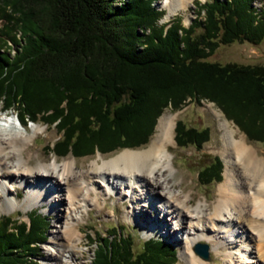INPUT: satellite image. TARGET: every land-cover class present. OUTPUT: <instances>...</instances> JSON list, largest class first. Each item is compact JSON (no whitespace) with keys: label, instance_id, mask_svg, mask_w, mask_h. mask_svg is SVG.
Masks as SVG:
<instances>
[{"label":"trees","instance_id":"1","mask_svg":"<svg viewBox=\"0 0 264 264\" xmlns=\"http://www.w3.org/2000/svg\"><path fill=\"white\" fill-rule=\"evenodd\" d=\"M155 1L0 0V106L16 107L22 125L39 120L57 130L44 147L57 158L138 148L165 108L202 101L264 144V67L208 60L220 46L264 42V5L198 2L185 27L179 17L159 24ZM174 131L179 148L200 151L209 139L207 129L181 122ZM222 168L215 157L198 171L201 184L220 182ZM28 218L0 219V264L32 262L46 221ZM117 231L89 238L97 247L90 264H175L168 243L150 238L135 250L132 236Z\"/></svg>","mask_w":264,"mask_h":264},{"label":"bare ground","instance_id":"2","mask_svg":"<svg viewBox=\"0 0 264 264\" xmlns=\"http://www.w3.org/2000/svg\"><path fill=\"white\" fill-rule=\"evenodd\" d=\"M189 3L163 0L162 5L169 17ZM7 117L0 107V208L11 212L25 205L48 206L46 212L55 223L45 264H78L83 256V216L91 209L101 212L113 194L121 200L130 198L132 207L137 201L134 209L152 221L160 217L162 223L154 224L155 231L181 233L180 258L185 264H208L193 251L202 241L210 242L214 255L227 264H264V155L237 137L226 122L218 124L223 180L208 205L206 201L195 204L172 179L176 168L168 148L174 145L176 115L159 117L155 134L144 148L98 154L86 168L76 166L73 158L33 155L32 143L42 129L37 125L20 129L15 119ZM129 213L126 218L137 216Z\"/></svg>","mask_w":264,"mask_h":264},{"label":"rangeland","instance_id":"3","mask_svg":"<svg viewBox=\"0 0 264 264\" xmlns=\"http://www.w3.org/2000/svg\"><path fill=\"white\" fill-rule=\"evenodd\" d=\"M205 1L208 0H191V3L188 4L187 9H179L172 16L169 17H167V8L162 5L163 0H156L153 3V7L157 11H163L164 15L159 19V24L170 23L174 20V18L179 17L182 21V25L187 27L196 18V14L193 13L196 10L194 5L198 2L202 4ZM253 1V7L257 8V11H260V5H264V0ZM3 25L4 22L0 20V27H2ZM7 52L8 55L12 57L15 54V48H10L9 50H7ZM208 60L220 64L235 63L239 65H259L264 67V42L258 45H253L247 42H238L227 46H220ZM0 107L2 116L7 115V118L14 120V117L18 112V109L16 107L11 110H5L2 106ZM164 113L176 115L174 121V130L177 122H181L187 127L195 128L197 130H208L209 139L202 146V149L200 151H197L194 147L179 148L177 147L174 140V145L172 144L168 148L169 152L172 153L173 166L176 168V171L174 172L172 177L175 182V187L178 188V185L180 186L181 184L180 188L183 191L186 190V192L191 195L193 201L195 200V204L199 201H206L208 205H211L216 197L217 185L223 180L222 173L224 171V159L220 153L221 132L218 126L220 121L226 122L232 129L235 130V135L237 137H243V139H245V141L249 145L256 149L259 155H264L263 143L249 141L246 136L242 132H240L239 129L233 124L232 121H228L212 103H208L205 101H202L199 105L195 103H189L178 111H174L170 107L165 108L156 119L153 132L150 135L147 143L139 146L138 148L128 150H138L144 148L149 143V141L155 134L157 121L159 117ZM35 125L39 126L42 131L37 135L36 139L32 143V154H37L40 155L41 158L46 157L49 160H52L51 157L53 158L55 156L51 153L48 154L44 147L51 146L57 139H59L60 135L57 130H55L53 127H47L46 125H43L39 120L34 124L27 123L22 127L25 130H29ZM122 150L125 149H118L105 154L95 152L93 155H87L79 158H74L71 154H68L63 158L58 159L61 160L64 158H73L77 163L76 166L86 168L88 167L90 161L93 160V158H96L98 154L103 156H112ZM215 157L219 158L222 161L223 168L221 173V181L218 183H212L208 186H203L198 177V171H200L205 166L209 165ZM35 163H37V161H35ZM24 189L22 192H25ZM20 196L21 198H24L23 194H21ZM113 196H111L110 199L106 200L103 203L104 209H102L101 212H98L95 209H91L88 211L87 214L83 216L84 221L80 225V230L84 240L82 244L83 258H79L78 264H90L93 258V253L97 249L94 244L90 243L89 238L96 240H99V238L102 237L107 238L108 234H110V231L114 229L118 230L120 234L131 235L133 238L135 250H138L142 243L146 240H149L150 238L160 239L163 242L171 245L173 249L176 250L177 254L175 257V264H185V262H183L180 258V239L182 237L181 233L177 231H173L171 233V230V234L166 235L165 232L161 233L162 229L155 231L156 228L154 227V224L158 225L157 222L162 223L160 217L152 221L153 218H149V216L145 213L139 212V208L134 209L135 206H138L137 201L134 200L135 204L132 207V204L129 203L130 198L125 199V201ZM204 197H206L207 200ZM47 209V205H44L42 207H29V205H25L11 212L5 210L4 207L0 208V219L2 217H10L18 222L28 224V217H33L36 213H38L46 221L45 238L35 248L34 256L28 257L32 260L30 264H45L47 262L45 258V253L47 251L49 252L48 249H51V232L53 224L55 223V217L53 215H49L46 212ZM129 210V216L131 215L132 211H134L137 216L134 217L132 215L130 216V219L126 218V213H128ZM151 221L153 224L150 223ZM151 227L153 232L150 230ZM170 227L174 228L175 226L171 225ZM200 243L206 244L209 248L208 250L210 260L204 262L208 264H227L226 260H223L221 256L214 255L210 242L202 241ZM233 258L236 259V255H233Z\"/></svg>","mask_w":264,"mask_h":264},{"label":"water","instance_id":"4","mask_svg":"<svg viewBox=\"0 0 264 264\" xmlns=\"http://www.w3.org/2000/svg\"><path fill=\"white\" fill-rule=\"evenodd\" d=\"M208 249L209 248H208V246L206 244L197 243L194 246L193 251L203 261H209L210 260V256H209V250Z\"/></svg>","mask_w":264,"mask_h":264}]
</instances>
